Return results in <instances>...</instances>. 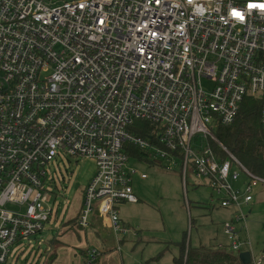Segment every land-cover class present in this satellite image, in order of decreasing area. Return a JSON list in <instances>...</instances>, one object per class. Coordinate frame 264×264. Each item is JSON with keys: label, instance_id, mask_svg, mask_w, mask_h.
I'll list each match as a JSON object with an SVG mask.
<instances>
[{"label": "built area", "instance_id": "built-area-1", "mask_svg": "<svg viewBox=\"0 0 264 264\" xmlns=\"http://www.w3.org/2000/svg\"><path fill=\"white\" fill-rule=\"evenodd\" d=\"M249 2L264 0H0V263L54 215L46 184L61 152L97 163L74 226L98 211L115 233L127 229L118 205L139 200L127 164L143 151L207 183L219 206L234 208L224 222L230 249L248 245L242 204L264 177L209 124L233 123L253 97L264 140V10ZM233 161L250 179L243 200ZM249 251L248 264H263ZM100 255L88 250L86 264Z\"/></svg>", "mask_w": 264, "mask_h": 264}, {"label": "rangeland", "instance_id": "rangeland-1", "mask_svg": "<svg viewBox=\"0 0 264 264\" xmlns=\"http://www.w3.org/2000/svg\"><path fill=\"white\" fill-rule=\"evenodd\" d=\"M202 82L206 89L212 86L207 78ZM209 126L217 135L220 125L214 121ZM203 140H206L204 134L199 133L192 145L198 147ZM226 158L230 160L231 156L227 155ZM154 159V156L146 159L138 155L128 161L127 169L136 170L133 189L140 198L137 203L126 201L119 206L120 218L128 229L119 234L112 227L101 231L102 237L107 240L106 246H101L100 241L99 244L90 240L87 242L89 250L97 248L101 255L112 251L120 255L108 258H101L104 254L100 255L101 259H105V264H178L175 259L181 257L180 248L184 242L192 247L229 244L224 234V222L232 220L234 208L219 206L217 196H212L208 184L201 179L198 182L191 172L184 178L181 163L173 165L166 160ZM50 164L46 189L54 215L46 222L43 232L16 241L11 247L8 260L0 264H47L52 254L55 259L50 264L84 263L79 246L69 254L66 253L70 259H60L59 251L56 252L58 243L53 239L59 240L66 234V237H73L78 243V228L67 229L65 223L73 217L79 201L83 200L84 189L97 172L96 160L93 157H73L61 152ZM232 169L241 173L237 180H231L234 190H241L240 199L243 200L247 193L252 195L251 201L242 204L247 229L240 230L239 234L242 241L248 242L243 248L251 246L254 255L263 257L264 264V184L257 183L252 186L251 192L246 193L244 188L250 180L249 176L235 162ZM142 173L147 178L140 177ZM233 220L236 221L235 218ZM235 224L240 229L244 222L236 221ZM63 245L67 249L68 245Z\"/></svg>", "mask_w": 264, "mask_h": 264}, {"label": "trees", "instance_id": "trees-1", "mask_svg": "<svg viewBox=\"0 0 264 264\" xmlns=\"http://www.w3.org/2000/svg\"><path fill=\"white\" fill-rule=\"evenodd\" d=\"M259 109V101L253 97L246 98L235 121L229 125H220L217 136L220 142L226 145L249 170L264 177V140ZM216 149L220 157L224 159L226 153L218 144ZM138 155L146 159L150 157L143 151H140ZM72 222L70 220L65 224H72ZM180 251L181 257L175 259L178 264H243L239 256L240 252L232 251L229 244L217 243L210 247L203 245L192 247L191 244L184 242L181 244ZM87 253L88 250L86 255ZM54 259V254L49 255L47 264ZM86 262L87 256L84 264Z\"/></svg>", "mask_w": 264, "mask_h": 264}, {"label": "crops", "instance_id": "crops-1", "mask_svg": "<svg viewBox=\"0 0 264 264\" xmlns=\"http://www.w3.org/2000/svg\"><path fill=\"white\" fill-rule=\"evenodd\" d=\"M82 201H79L78 206L76 208V212L74 213L73 217H71L69 219V220L73 221L72 224H67V229L68 228H73L74 230H76L78 228V232H80V235L78 234L79 237H80V239L77 241L78 243H76V241H74L73 237H69V238L66 237V234L64 236H61V238L59 240H57L55 238L53 239L54 241H56L58 243V245L56 246V252H57V250L59 251V253H58V254H60L59 257L62 260L63 259H70L69 256L68 257L66 256V253L69 254L72 251L73 248H76V246L77 247L79 246L80 249H81L80 250V253L82 254L81 256H82V258H83V260L85 262V258H86L85 255H86L87 250H89L88 247H87L88 243H89L88 240H90L91 242H93V241L97 242L98 244H99V241H100V245L101 246H104V245L106 246V241L107 240L102 237V235H103L102 233L103 232H101V231H104V230L107 231V228L108 227L110 228L111 226L109 225L108 219L101 217L100 214L98 213V211H94L92 213V216L90 218V223L88 224V226H86V227L79 226V225L78 226H74L75 225V219L77 218V216H78V214L80 212V208L82 206ZM138 201H140V198H139ZM123 202H126V201H123ZM123 202L118 205V209H119V206L121 204H123ZM121 222L123 223V225H125L122 220H121ZM125 227L127 228L126 225H125ZM69 243H74L76 245H71ZM63 244L68 245L67 249H66V247H64ZM105 250L106 249H103L104 252H106ZM248 250H249V247L248 248H241L240 252H242V251L245 252V251H248ZM109 256H120V255L116 251H112V252H109V254H104L101 258H104V257L108 258ZM121 256H123V255H121ZM101 258L99 259L97 264H105V259H101ZM77 259H78V257H77Z\"/></svg>", "mask_w": 264, "mask_h": 264}, {"label": "snow or ice", "instance_id": "snow-or-ice-1", "mask_svg": "<svg viewBox=\"0 0 264 264\" xmlns=\"http://www.w3.org/2000/svg\"><path fill=\"white\" fill-rule=\"evenodd\" d=\"M247 4H248V6H249L250 9H257L256 7H252L253 2H249ZM261 10H264V5L261 6ZM232 11H233V14H234V17L235 18L242 19V20L245 19L244 15L242 14L241 11L236 10V9H233Z\"/></svg>", "mask_w": 264, "mask_h": 264}, {"label": "water", "instance_id": "water-1", "mask_svg": "<svg viewBox=\"0 0 264 264\" xmlns=\"http://www.w3.org/2000/svg\"><path fill=\"white\" fill-rule=\"evenodd\" d=\"M239 256L243 264H248L252 258V253L249 250L245 252L242 251Z\"/></svg>", "mask_w": 264, "mask_h": 264}, {"label": "clouds", "instance_id": "clouds-1", "mask_svg": "<svg viewBox=\"0 0 264 264\" xmlns=\"http://www.w3.org/2000/svg\"><path fill=\"white\" fill-rule=\"evenodd\" d=\"M262 5H264V3H253V4H252V7H256L257 9H260V10H261V6H262ZM246 7H247L248 9H250L249 6H248V4L246 5ZM230 15L234 17L233 11L230 12ZM239 20H240V21H243L242 19H239Z\"/></svg>", "mask_w": 264, "mask_h": 264}]
</instances>
